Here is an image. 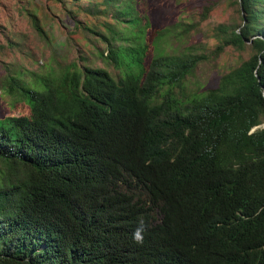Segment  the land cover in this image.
Returning a JSON list of instances; mask_svg holds the SVG:
<instances>
[{"label":"trees","instance_id":"1","mask_svg":"<svg viewBox=\"0 0 264 264\" xmlns=\"http://www.w3.org/2000/svg\"><path fill=\"white\" fill-rule=\"evenodd\" d=\"M231 3L211 52L248 56L213 88L186 90L203 56L165 52L168 28L144 64L133 16L103 36L114 74L10 77L28 113L0 118V264H264V0Z\"/></svg>","mask_w":264,"mask_h":264},{"label":"rangeland","instance_id":"2","mask_svg":"<svg viewBox=\"0 0 264 264\" xmlns=\"http://www.w3.org/2000/svg\"><path fill=\"white\" fill-rule=\"evenodd\" d=\"M205 6L209 8L202 17ZM132 16L144 28V64L151 57L155 31L164 28L169 33L159 44L165 52L203 56L187 75L186 90L215 87L222 73L248 56L247 48L231 46L215 56L211 52L216 44L213 27L239 21L231 0H0V118L28 113L14 93L2 88L11 76L32 81L49 69L69 67L71 62L114 74L118 69L105 57L108 42L103 36H109L110 29L128 35L133 27L123 19L132 20ZM33 20L41 33L35 30Z\"/></svg>","mask_w":264,"mask_h":264},{"label":"clouds","instance_id":"3","mask_svg":"<svg viewBox=\"0 0 264 264\" xmlns=\"http://www.w3.org/2000/svg\"><path fill=\"white\" fill-rule=\"evenodd\" d=\"M143 231H144V223L143 220L140 221V225L134 230L132 237L136 243L143 242Z\"/></svg>","mask_w":264,"mask_h":264},{"label":"water","instance_id":"4","mask_svg":"<svg viewBox=\"0 0 264 264\" xmlns=\"http://www.w3.org/2000/svg\"><path fill=\"white\" fill-rule=\"evenodd\" d=\"M261 126H264V122L262 123V125H261ZM253 128H254V127H253ZM253 128H252V129H253Z\"/></svg>","mask_w":264,"mask_h":264}]
</instances>
